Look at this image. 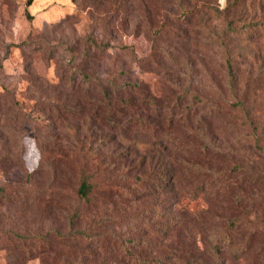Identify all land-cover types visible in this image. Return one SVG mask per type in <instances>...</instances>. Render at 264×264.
Masks as SVG:
<instances>
[{"label": "rangeland", "instance_id": "obj_1", "mask_svg": "<svg viewBox=\"0 0 264 264\" xmlns=\"http://www.w3.org/2000/svg\"><path fill=\"white\" fill-rule=\"evenodd\" d=\"M83 60L103 78L124 71L133 98L149 100L136 115L149 122L154 105L195 108L193 122L205 120L195 142L213 157L203 169L213 183L204 201L194 194L190 211L181 198L195 186H162L157 137L113 131L93 152L104 170L88 179L94 192L79 203L85 232L66 242L57 236L68 232L65 208L77 203L91 166L81 167L82 152L71 165L46 160L39 144L84 136L47 120L48 89ZM6 92L25 124L0 128L2 139L14 129L21 147L20 164L0 169V264H144L171 252L177 264H264V0H0V96ZM216 107L220 115L209 119ZM181 209L183 231L163 237ZM58 244L76 257L56 258ZM43 245L53 248L44 258Z\"/></svg>", "mask_w": 264, "mask_h": 264}, {"label": "trees", "instance_id": "obj_2", "mask_svg": "<svg viewBox=\"0 0 264 264\" xmlns=\"http://www.w3.org/2000/svg\"><path fill=\"white\" fill-rule=\"evenodd\" d=\"M229 29L231 31L234 30L230 27ZM91 43L94 48H100V45L93 40H91ZM27 44V42H24L21 45L25 46ZM99 50H97V53ZM86 54L88 55L89 53ZM88 60H83L81 67L76 72L60 77L59 82L48 89L53 94L54 103L48 105L52 110L49 112L47 120L53 121L59 126H62V123H66L67 125L70 124L71 127H76L77 130L82 128L85 133L84 136L82 135L81 140L77 138L78 140L73 142L69 140L61 142L60 139H57L53 144L43 142L39 144L46 160H48V157H52V160L57 159L62 163L66 162L71 165L78 161V153L82 152L83 156L81 158L85 165L81 167L86 171L88 166H91V172L87 176H82V181L75 192L77 203L65 208L68 214V232L62 235L59 231H56L57 236L62 238L64 242L77 237L81 232H85V230L80 231L77 228L80 222L79 203L90 200L89 197L94 192V184L88 182V179L103 174L102 171L104 169L100 168L99 164L95 166V163L101 162L96 158L98 153L93 154V152L95 151V146L102 148L105 145L106 136L110 132L117 131L121 134L129 132L132 136L142 134L143 136H151L153 139L157 137L158 149L165 156L163 159L162 186L166 189L171 186H180L181 183H184V186H195L193 193L188 191L184 193L185 195L182 194L181 198L184 199L185 205L190 211L193 209L190 204L196 201L194 194L199 195L201 197L200 200L204 201L207 198L206 186L213 184L205 177L203 170L209 165L210 161H213V157L210 156V152L206 148H202L201 144H196L195 142V137L200 136L201 123L205 121L203 119L199 123L193 122L192 115L195 113V108L185 109L180 104L177 109L170 110L154 105L153 107L157 111L155 112V121L149 122L147 118H142V115L136 116L137 113L147 112V104L145 102L149 100L141 92L136 96V99L133 98L132 90L128 89L127 82H124L126 73L121 71L116 75H107L103 78L95 72L90 73ZM225 64L229 79L233 80L232 65L229 61H226ZM181 97L183 95L181 96L180 94L176 96V99L178 98L179 100ZM18 107L19 103L15 101L9 92L0 96V128L6 126V123H20L19 127L25 124V122H19V115L16 114ZM218 108L216 107L215 110L208 114L209 119L220 115L221 110ZM90 130L91 133L88 134ZM14 132L15 130L13 129L12 133H8L9 137L5 136L3 139L2 137L4 136H0L1 153L5 152L8 154V157H0L1 170L7 161L9 162V168L17 167L20 164L19 152L21 147L16 138L11 137ZM131 143L132 147H139L137 142L131 141ZM132 147L130 154L132 153ZM137 148L134 151L135 154H137ZM9 149L17 153V156ZM139 177L141 176L139 175ZM217 177H221L220 173H217ZM220 179L215 180L218 185ZM141 180L142 178H138V181ZM171 212L174 213L173 210ZM176 216L178 218L170 217L163 224V237H177L183 231L179 216L185 217L184 209L179 210ZM197 217L204 219V216L200 214ZM46 246L43 245L38 251V254L43 258L48 256V252H53V248L47 251L45 249ZM64 247L61 244L55 247L57 249L55 252L56 258L63 257L65 262L68 263L76 255L73 252H66L65 254ZM214 249L218 250V243H216ZM172 255L175 256V253L171 252V254L155 260L141 258L140 262L150 264V261H155L157 264H165L166 262L177 264L178 261L174 260Z\"/></svg>", "mask_w": 264, "mask_h": 264}]
</instances>
